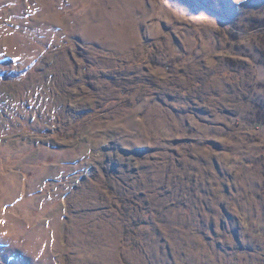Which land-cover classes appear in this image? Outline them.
Listing matches in <instances>:
<instances>
[{
  "label": "rangeland",
  "instance_id": "obj_1",
  "mask_svg": "<svg viewBox=\"0 0 264 264\" xmlns=\"http://www.w3.org/2000/svg\"><path fill=\"white\" fill-rule=\"evenodd\" d=\"M0 264H264V0H0Z\"/></svg>",
  "mask_w": 264,
  "mask_h": 264
}]
</instances>
